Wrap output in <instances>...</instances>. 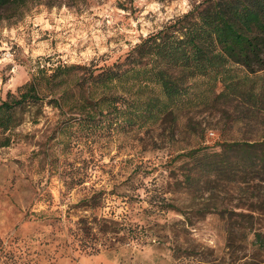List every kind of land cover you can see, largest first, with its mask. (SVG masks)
Segmentation results:
<instances>
[{
  "label": "rangeland",
  "instance_id": "rangeland-1",
  "mask_svg": "<svg viewBox=\"0 0 264 264\" xmlns=\"http://www.w3.org/2000/svg\"><path fill=\"white\" fill-rule=\"evenodd\" d=\"M201 1L31 0L0 23V103L24 93L32 80L41 98L16 108L18 126L0 132V139L9 138L0 147V264L252 263V250L239 251V239L235 250L226 248L227 231L250 224L213 207L240 211L235 207L242 203H261L264 191L221 182L213 191L200 183V192L171 194L169 161L178 149L259 139L264 112L248 113L249 103L213 77L197 79L194 93L209 99L188 114L205 128L199 140L183 132L185 118L177 130L167 123L149 132L113 115L83 121L93 114L78 99L74 72L80 70L62 73L60 86V78L45 80L57 67L122 61L135 44ZM232 73L242 91L260 85L244 84L240 67ZM252 229L264 231V220ZM243 254L248 258L238 260Z\"/></svg>",
  "mask_w": 264,
  "mask_h": 264
},
{
  "label": "trees",
  "instance_id": "trees-1",
  "mask_svg": "<svg viewBox=\"0 0 264 264\" xmlns=\"http://www.w3.org/2000/svg\"><path fill=\"white\" fill-rule=\"evenodd\" d=\"M30 1L0 0V23L15 17ZM234 67L246 73L242 78L244 84L260 81L256 90H241L240 79L232 73ZM77 70L80 72H74V77L81 92L79 102L83 110L90 108L87 115L93 114L83 121L113 115L120 123L149 132L167 123L172 124V130H177L180 118H185L183 132L200 140L205 128L188 114L208 106L209 99L203 91L194 93L193 82L197 79L213 77L224 90L249 103L248 113L254 116L264 112V0H202L135 44L122 61L103 67H57L52 74L45 75L46 83L50 85L60 78L55 83L60 86L62 73ZM258 73L263 74L258 76ZM25 88L17 98L0 103V132L18 126L13 116L16 108L28 101L41 100L33 80ZM221 97H225L224 91L214 100ZM48 102L60 108L58 100ZM8 145V137L0 139V147ZM216 148L198 145L177 150L169 161L174 164L168 175L171 194L200 192L196 189L200 183L213 191L221 182L245 187L252 183L253 190L264 191V131L259 139L223 141ZM255 202L235 207L240 211L213 208L219 214L250 224L248 229H238V233L229 229L226 248L235 250L233 242L239 239L242 243L239 251L252 250L251 264H264V231L252 229L255 221L264 220V199L261 203ZM167 206L179 210L176 206ZM207 206L200 209V214L208 210ZM253 214L258 217L254 218ZM247 258L243 254L238 260Z\"/></svg>",
  "mask_w": 264,
  "mask_h": 264
}]
</instances>
